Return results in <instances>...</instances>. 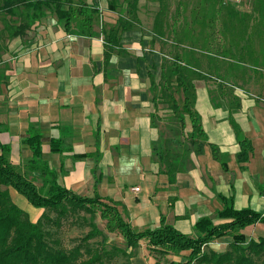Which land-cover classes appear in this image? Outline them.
I'll use <instances>...</instances> for the list:
<instances>
[{
	"label": "crops",
	"instance_id": "1",
	"mask_svg": "<svg viewBox=\"0 0 264 264\" xmlns=\"http://www.w3.org/2000/svg\"><path fill=\"white\" fill-rule=\"evenodd\" d=\"M144 2H139L141 25L123 33L112 50L102 34L75 35L52 15L16 38L0 63V143L11 147L15 164L27 166L32 152L23 141L41 133L46 169L62 185L80 196L119 202L139 230L158 228L164 216L182 233L193 234L200 218L222 209L220 194H234L236 209L264 214V101L241 99L238 120L252 145L248 162L238 159L241 148L228 112L209 95L216 87L197 89L196 109L207 134L203 155L193 157L174 184L153 160L159 131L151 118L150 77L159 74L164 55L153 33L158 9L148 13ZM115 13L103 12V24L115 25L125 11L117 18ZM51 140L59 142L61 153L51 151ZM210 145L229 156L227 171ZM248 228L243 234L249 240Z\"/></svg>",
	"mask_w": 264,
	"mask_h": 264
},
{
	"label": "trees",
	"instance_id": "2",
	"mask_svg": "<svg viewBox=\"0 0 264 264\" xmlns=\"http://www.w3.org/2000/svg\"><path fill=\"white\" fill-rule=\"evenodd\" d=\"M117 1L109 2L110 11H117ZM123 1L126 4L125 14L118 18L115 25H105L102 22L101 9L86 0H0V20L3 24L0 38H23L34 25L52 15L63 24L66 31H72L75 35L94 37L102 34L107 48L112 50L120 46L123 33L136 30L141 25L138 15L140 0ZM158 2L161 7L155 17L153 33L157 38L165 40V43L162 42L164 46H167L166 41L172 36L175 53L167 56L162 52L164 57L159 74L150 77L155 107L151 118L153 126L160 132L157 121L162 119L158 112L160 106H163V110L168 112L166 119L174 124L171 129L175 136L169 139L159 136L153 145V160L159 165L160 172L167 175L169 182L174 184L177 174L185 172L191 166L193 157L203 155L207 134L201 115L196 109V82L213 78L218 82L216 94L220 100L215 95L212 96V101L228 112V122L241 148L238 159L240 162H248L252 145L245 137L238 120L242 100L235 94L236 84L225 79L223 69L228 64L224 59L246 65V58L241 57L236 50L238 51L243 42L252 43V38H239V41L225 43L226 45L222 43L220 47L216 45L212 48L211 45L218 38L215 22L211 17L217 14L215 8L202 12V15L196 10L193 11L192 20L188 23L183 16L186 3H182L183 8L178 9V13L169 17L165 4H162L164 0ZM181 18L183 22H180ZM11 19H18L19 22L13 23ZM169 19L173 20V24H169ZM98 27L101 29L97 30ZM185 45L191 49L189 57L182 51V46ZM6 50V45L0 43V63ZM236 56L239 60L235 59ZM201 57L206 60L207 71L204 70ZM228 73L233 79L237 78L232 72ZM23 143L32 152L27 172L40 174L47 190L44 194L27 173L18 171L10 157L11 147L0 143V264H103L102 249L93 250L82 244L65 249L61 241L55 238L56 231L45 228L42 217L34 222L27 212L15 204L10 189L23 196L35 209L55 212L57 218L48 220L57 227L72 212L88 211L94 205L100 206L102 218L108 220V230L119 233L129 249H136L141 241H147V250L159 256V259L155 256L157 263H160V258L171 253L189 252L187 263L166 264H264V238L248 240L243 234L248 227L264 224V214L251 207L236 209L234 194H220L218 198L222 209L215 218H200L194 226L192 236L168 224L164 216L161 217L158 228L139 230L116 207L119 202L110 200L112 204L105 203L99 194L93 197L80 196L62 185L58 177L46 169L41 133H31ZM58 144L59 142L51 140L52 152L61 153ZM210 148L213 158L227 171L229 156L221 153L215 145H210ZM46 176L49 177L47 182L44 180ZM100 234L101 231L95 226L85 237V241ZM225 237L232 238L230 250L224 253L205 252L206 246ZM88 254L89 258L84 259Z\"/></svg>",
	"mask_w": 264,
	"mask_h": 264
},
{
	"label": "rangeland",
	"instance_id": "3",
	"mask_svg": "<svg viewBox=\"0 0 264 264\" xmlns=\"http://www.w3.org/2000/svg\"><path fill=\"white\" fill-rule=\"evenodd\" d=\"M86 1L89 4L97 5L101 9V14L110 11L109 2L111 0ZM144 3L148 13L149 11H154L153 8H157V13L159 12L161 6L158 0H145ZM182 3L187 4L184 6L185 11L183 16L188 23L192 20L191 13L193 11L196 10L202 15V12L212 11V8H215L217 14H214L211 17H213V22H215L216 36L218 38L216 42L214 41L211 45L212 48L216 45L221 46L222 43L228 44L232 41H239V38H252V43H249V41L243 42L238 51H236L238 53L240 52L241 57L244 56V59L246 58L244 60V63H246L245 66L224 59V62L229 65L225 64V68L222 67L224 68L225 79L236 84L237 87L234 89L235 94H238L237 96L240 97V99L249 98L256 102L264 101V0H245L241 5L232 4L226 0H164V3L162 4H165L164 6H166L170 17L171 15L173 16L178 13V9H181V7L183 8ZM116 5L117 11L113 14L115 18H117L119 14L124 13L126 4L123 0H118ZM150 7L152 10H150ZM157 13L155 14V17ZM11 22L17 23L19 20L11 19ZM180 22H183V18L180 19ZM169 24H173L172 19H169ZM1 30H3V24L0 20V31ZM169 33L170 32L168 31V34ZM244 36H246V38H244ZM171 38L172 36L170 37V40L166 41L167 46L162 44V52L167 56L175 53V48L172 47L173 42ZM14 40L15 39H9L7 36L0 38V43L3 42L7 48V50L4 51L2 63L4 62L5 57L9 54V46H11V43ZM161 41L165 43V40ZM187 44L190 45L189 42ZM182 47L184 48L182 49L183 53L189 57L191 49H189L187 45ZM220 59L221 58H219V60ZM235 59L239 60L237 56ZM201 61L203 62L204 70L207 71L206 60L202 58ZM228 71L232 72L237 78L233 79ZM217 84V80L213 78L196 82L197 89L200 90L206 87H216ZM216 92L217 91L215 90V92L209 95H211V99L212 96L216 95V99L220 100L219 97L217 98ZM218 108L222 107L219 105ZM158 113L162 119V121H157V125L160 128L159 136L166 139L175 136V132L171 129L174 124L166 119L168 117V112L163 110V106H160V111ZM15 165L18 171L27 173L30 179L38 185L41 192L44 194L46 193L47 185L39 176L28 173L27 166L22 162ZM2 188L5 189L4 187ZM10 193L15 204L27 212L31 220L36 222L42 217L45 228L51 231H56L55 238H58L61 241V244L65 249H72L79 244L89 246L93 250L97 249L101 251L102 249L103 264H166L171 262L187 263L189 261V252H181L178 254L171 253L164 258H160V263H157L155 259L156 254H151L147 250V241H141L140 246L136 249H129L125 240L119 233L110 232L108 230V220L102 218V209L100 206L94 205L90 208L91 210L88 211L77 210L74 213L72 212L62 220L61 226L57 227L55 224L49 223L48 220L57 218L55 212L51 210L35 209L23 196L19 195L14 190L10 189ZM103 202L112 204L108 201ZM116 207L124 217H127L130 220L129 213L123 205L119 204ZM211 217L215 218V215ZM95 226L101 231V234L92 237L86 242L85 237L93 231ZM248 229L249 231L244 233L252 236V238L256 240L264 238V224H258ZM192 235L194 234H190V236ZM231 241V238H222L209 244L204 250L207 254L211 251L224 253L230 250L229 244ZM156 257L159 259L158 255ZM88 258L89 254L84 257V259Z\"/></svg>",
	"mask_w": 264,
	"mask_h": 264
},
{
	"label": "built area",
	"instance_id": "4",
	"mask_svg": "<svg viewBox=\"0 0 264 264\" xmlns=\"http://www.w3.org/2000/svg\"><path fill=\"white\" fill-rule=\"evenodd\" d=\"M227 2H230L235 5H241L245 0H226ZM139 189H137L138 191Z\"/></svg>",
	"mask_w": 264,
	"mask_h": 264
}]
</instances>
